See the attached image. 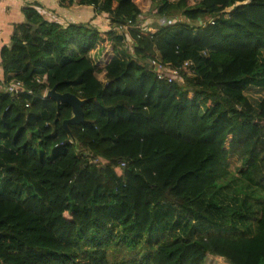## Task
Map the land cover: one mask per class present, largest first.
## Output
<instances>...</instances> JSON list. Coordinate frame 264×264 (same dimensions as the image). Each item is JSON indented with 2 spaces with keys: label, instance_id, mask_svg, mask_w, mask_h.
Here are the masks:
<instances>
[{
  "label": "trees",
  "instance_id": "16d2710c",
  "mask_svg": "<svg viewBox=\"0 0 264 264\" xmlns=\"http://www.w3.org/2000/svg\"><path fill=\"white\" fill-rule=\"evenodd\" d=\"M145 1L150 30L139 0H58L104 31L22 8L0 50L25 86L0 91V264H264V0ZM53 87L85 100L70 133Z\"/></svg>",
  "mask_w": 264,
  "mask_h": 264
},
{
  "label": "crops",
  "instance_id": "0c3cea01",
  "mask_svg": "<svg viewBox=\"0 0 264 264\" xmlns=\"http://www.w3.org/2000/svg\"><path fill=\"white\" fill-rule=\"evenodd\" d=\"M26 5H35L36 9L48 20L63 26L70 23H90L100 31L108 28L105 14H96L90 6L72 5L69 8L59 6L58 0H0V50L9 44L13 25L23 21L22 8ZM104 16V17H103ZM105 18V26H100V20ZM99 50H96L98 53ZM2 70L0 66V77Z\"/></svg>",
  "mask_w": 264,
  "mask_h": 264
},
{
  "label": "rangeland",
  "instance_id": "374dc122",
  "mask_svg": "<svg viewBox=\"0 0 264 264\" xmlns=\"http://www.w3.org/2000/svg\"><path fill=\"white\" fill-rule=\"evenodd\" d=\"M139 5L142 11V27L144 30H150V29H154L156 28L159 24H162L163 21H160L159 19L150 16L148 14V2L147 1H140L139 0ZM104 17V16H103ZM105 18H103L102 20H100V26L104 27L105 26ZM98 53L96 52V49L91 51L90 55L92 60L97 64V67L99 69H102L106 63H108V61L110 60V58L113 55V45L112 44H108V45H104L99 44V49H98ZM121 51V49H119ZM121 53V52H120ZM120 53L116 52V55H119ZM98 79L103 83L105 82L104 76L103 74H98ZM247 96L250 97L251 100L255 101V99L259 98L261 95L259 93V91H255V89L248 91ZM231 162V172L233 175L238 176V174L236 173V170L238 167H240V162L237 160V158L232 157L230 159ZM205 233V232H204ZM205 264H226L225 261L223 259L220 258H214L209 256L205 262Z\"/></svg>",
  "mask_w": 264,
  "mask_h": 264
},
{
  "label": "water",
  "instance_id": "95a60500",
  "mask_svg": "<svg viewBox=\"0 0 264 264\" xmlns=\"http://www.w3.org/2000/svg\"><path fill=\"white\" fill-rule=\"evenodd\" d=\"M45 98L51 99L56 104H66L70 106L72 115L69 119L63 121V127L68 133H70L69 126L80 125L84 122L82 108L85 100L80 99L79 97L71 93H59L56 91V87L47 90ZM70 137L72 139V142L75 143L73 137L71 135Z\"/></svg>",
  "mask_w": 264,
  "mask_h": 264
},
{
  "label": "built area",
  "instance_id": "2783aa9c",
  "mask_svg": "<svg viewBox=\"0 0 264 264\" xmlns=\"http://www.w3.org/2000/svg\"><path fill=\"white\" fill-rule=\"evenodd\" d=\"M151 64L154 67V71L158 79L160 80L166 79L170 83L179 76V69H171L159 63L158 61H152ZM187 65H188L187 63L184 64V66ZM24 90H25V86L21 81H11L9 83H5L0 78L1 92L7 93L11 96H15V95H19Z\"/></svg>",
  "mask_w": 264,
  "mask_h": 264
}]
</instances>
